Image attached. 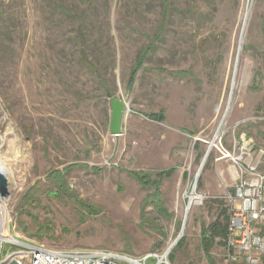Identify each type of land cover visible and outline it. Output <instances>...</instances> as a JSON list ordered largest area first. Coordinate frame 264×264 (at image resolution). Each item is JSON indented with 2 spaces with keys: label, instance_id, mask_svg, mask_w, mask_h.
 <instances>
[{
  "label": "rangeland",
  "instance_id": "1",
  "mask_svg": "<svg viewBox=\"0 0 264 264\" xmlns=\"http://www.w3.org/2000/svg\"><path fill=\"white\" fill-rule=\"evenodd\" d=\"M54 1L74 14L87 13L96 28L88 47L74 37L76 18L50 9V0H0V45L6 52L0 62V161L12 172L15 188L10 235L57 249H106L133 257L165 253L180 235L202 161L195 149L200 140L205 152L211 142L213 147L194 193L199 202L188 212L183 245L178 241L168 260L211 264L201 248V225L230 206L227 196L238 180L237 165L220 150L240 157L241 141L251 143L252 161L264 173V0H171L175 9L130 90V65L162 24L161 0H113L109 8L106 0ZM96 41L114 45V67ZM83 50L114 96L130 106L118 137L110 133L105 88L78 61ZM161 110L164 122L145 115ZM171 168L159 188L167 216L153 202L155 188L133 173L149 172L153 180ZM57 170L62 179L52 175ZM222 199L223 204L213 201ZM38 230L42 238L31 236ZM259 234L264 240L263 228ZM19 249L4 242L2 259ZM212 256L216 264H252L219 244ZM257 259L264 264V250Z\"/></svg>",
  "mask_w": 264,
  "mask_h": 264
},
{
  "label": "built area",
  "instance_id": "2",
  "mask_svg": "<svg viewBox=\"0 0 264 264\" xmlns=\"http://www.w3.org/2000/svg\"><path fill=\"white\" fill-rule=\"evenodd\" d=\"M240 150V157L225 148L220 150L238 167L235 191L227 196L232 205L229 244L252 264H258L257 256L264 250V240L257 232V226L264 222V173L259 164L252 161L251 143L241 141ZM9 182L10 195L0 197V264H148L151 258L157 260L155 264H170V248L165 253L152 251L133 257L106 249L50 248L13 238L9 232V204L15 188ZM4 242L20 245L22 249L2 259Z\"/></svg>",
  "mask_w": 264,
  "mask_h": 264
},
{
  "label": "trees",
  "instance_id": "3",
  "mask_svg": "<svg viewBox=\"0 0 264 264\" xmlns=\"http://www.w3.org/2000/svg\"><path fill=\"white\" fill-rule=\"evenodd\" d=\"M84 3L86 5H91V1L92 0H83ZM113 0H106V4L107 7L109 8L110 6V2ZM214 1V0H212ZM142 5L144 3H146V0H142L140 2ZM109 5V6H108ZM161 6H162V24L160 26V28L156 31L155 37L153 39H150L149 42L142 47L137 56L136 59L132 62V64L130 65L129 68V74H128V78H127V82H126V89L130 90L131 88H133L136 79L138 77V74L140 72V70L145 68V63L148 60L149 55L152 53L154 46L156 44V42L162 37L163 35V31L165 29V24L168 22L169 19V12L173 9H175L174 7L171 6V0H161ZM51 8H56L59 11L63 12L65 15L69 16V17H74L76 18L77 22H78V26L77 28H75L74 30V37L77 38L82 44H84V46L86 45L88 47V45L86 44L88 42V40H91L90 34L93 33V31H95V27L92 26L93 24L89 25L88 24V20L89 17L87 15L86 12H82V13H73L69 7H67L66 5H64L61 2H56L54 0H50V9ZM216 8L215 4H214V9ZM1 9V7H0ZM98 8H94V10H97ZM2 13H0V44H1V38H2V33L4 32L5 28L2 27ZM107 27H109V23H107ZM126 24H128V22L126 21ZM106 31V30H104ZM97 44V46L100 48L101 52H105V51H109L108 52V62H106L108 65L112 64L114 67V64H116V49L114 48V45L111 47L109 45V41L108 43H104V45H102L99 41L95 42ZM247 46H244V48H246ZM110 49V50H109ZM6 52L3 50L2 51V47L0 45V62L2 60H4V54ZM78 61L84 66L86 67L89 71H91L93 74H95L97 76V80L99 81L100 85L105 88L106 93L110 92L114 95V93L112 92V89L108 86L104 76L101 74V70L100 68L95 65L90 59L89 56L86 54V51L83 50L80 52V56L78 58ZM180 75H186L187 71L181 70L178 72ZM148 118H150L153 121H157V122H164L166 120V115L165 112L163 110H161L160 112H156V113H149V114H145ZM205 144H203V142H201L200 140H197L195 143V149L198 151V158L199 159H203L202 157H204L205 155ZM174 171V168H171L167 171H162L157 173V177L156 179L151 178V173H141V172H134L133 176L138 179L139 181H141L142 184H144L145 186H152L153 188H155L156 190V194H152L151 197L153 199V202L156 203V206L158 207V209L165 213V215L169 216V214L167 213V210L164 208L161 199H160V184L162 182V179L164 176L169 177L171 175V173ZM62 171L61 170H57L54 171L52 175L56 174L58 179H62L63 175H62ZM198 189L201 188V180H199L198 185H197ZM235 190H233L234 192ZM215 202H219V203H224V200H213ZM231 218H232V205L230 204L229 207L223 208L222 211L220 213L217 214V217L208 225L205 223H202L201 225V248L204 252V254L206 255L208 261L211 264H216L215 259L212 256V249L216 244L222 245V246H227L233 253H235V249L230 246L229 244V228H230V223H231ZM264 230V222L259 224L257 226V232L260 233V231ZM36 235L38 238H42V231L38 230V232L36 234H31V236ZM39 244V243H38ZM183 245V241H179L178 246L181 247ZM171 255V254H169ZM173 255V254H172ZM171 255V256H172Z\"/></svg>",
  "mask_w": 264,
  "mask_h": 264
},
{
  "label": "water",
  "instance_id": "4",
  "mask_svg": "<svg viewBox=\"0 0 264 264\" xmlns=\"http://www.w3.org/2000/svg\"><path fill=\"white\" fill-rule=\"evenodd\" d=\"M247 15H248V11L246 12L245 15V20H244V24H243V28H242V32H241V38H240V44H239V49H238V56L240 53V50L242 48V43H243V37H244V31H245V24H246V19H247ZM238 56H237V60H236V64H235V69H234V77H233V84L231 87V92H230V100H229V105L231 102V97H232V91H233V85H234V80H235V76L237 73V66H238ZM108 98L110 99L111 102V113H110V125H109V129H110V133L116 137L122 135L123 133V121H124V117L126 116V114L130 111V106L127 102V99L123 98V97H117L114 96L112 93L108 92L107 93ZM229 105L227 108V111L222 119V122L220 124H223V121L227 115L228 109H229ZM219 127V129H220ZM218 129V131H219ZM215 140V139H214ZM213 147V142H211L209 144V147L201 161V165H200V169L198 171V173L196 174L194 183H193V188L192 191L189 195V199H188V204L186 207V212H185V218L183 220L182 223V227L180 230V235L178 236V238L173 242V244L171 245L170 249L177 244V242L179 241L180 237L182 236L184 230H185V226H186V221H187V215L190 209V205H191V201L193 198H195V191L197 189V183L201 174V171L206 163V160L210 154V151ZM8 195H10V182H9V178L6 176L5 173H3L2 171H0V197L1 198H5Z\"/></svg>",
  "mask_w": 264,
  "mask_h": 264
},
{
  "label": "bare ground",
  "instance_id": "5",
  "mask_svg": "<svg viewBox=\"0 0 264 264\" xmlns=\"http://www.w3.org/2000/svg\"><path fill=\"white\" fill-rule=\"evenodd\" d=\"M248 15H249V13H248ZM248 15H247V19H248ZM247 19H246V22H247ZM245 28H246V24H245ZM1 146H2V142L0 141V148H1ZM0 171L5 173L6 176L9 178V180L12 182V172L5 166V164L2 161H0ZM197 202H199V201H195V199L193 198L191 201L190 208L192 207L193 204H195ZM189 211H190V209H189Z\"/></svg>",
  "mask_w": 264,
  "mask_h": 264
}]
</instances>
